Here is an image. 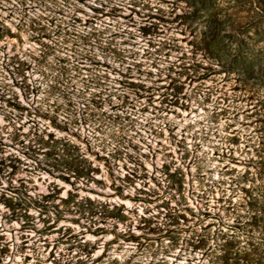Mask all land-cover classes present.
Listing matches in <instances>:
<instances>
[{"label":"rangeland","instance_id":"374dc122","mask_svg":"<svg viewBox=\"0 0 264 264\" xmlns=\"http://www.w3.org/2000/svg\"><path fill=\"white\" fill-rule=\"evenodd\" d=\"M264 0H0V264H264Z\"/></svg>","mask_w":264,"mask_h":264},{"label":"trees","instance_id":"16d2710c","mask_svg":"<svg viewBox=\"0 0 264 264\" xmlns=\"http://www.w3.org/2000/svg\"><path fill=\"white\" fill-rule=\"evenodd\" d=\"M259 199H260V203H261V206H260V211L261 213L264 214V186L261 188V193L259 194ZM263 221H264V215H263ZM262 260H260L257 264H261Z\"/></svg>","mask_w":264,"mask_h":264}]
</instances>
